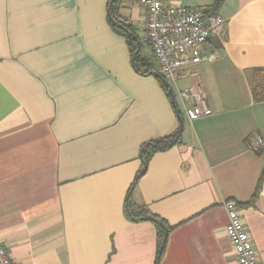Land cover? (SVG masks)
Here are the masks:
<instances>
[{"label":"crops","instance_id":"crops-1","mask_svg":"<svg viewBox=\"0 0 264 264\" xmlns=\"http://www.w3.org/2000/svg\"><path fill=\"white\" fill-rule=\"evenodd\" d=\"M162 1L224 19L202 48L215 59L173 99L112 29L110 16L148 56L138 0H0V245L13 264H156V225L125 216L128 195L171 228L159 264L233 263L226 202L264 264V179L243 205L264 169V148L247 147L264 140V0ZM194 85L211 114L190 121L176 91ZM177 132L142 164V146Z\"/></svg>","mask_w":264,"mask_h":264},{"label":"built area","instance_id":"built-area-1","mask_svg":"<svg viewBox=\"0 0 264 264\" xmlns=\"http://www.w3.org/2000/svg\"><path fill=\"white\" fill-rule=\"evenodd\" d=\"M138 3L144 10L143 43L155 64L156 73L170 89L171 85L176 87L183 76L194 75L195 68L203 60L215 59L213 54H203L202 48L210 39L218 37L224 24L222 17L209 15L202 8L165 5L162 0H138ZM258 87L264 93L263 82L258 83ZM176 97L190 121L211 114L200 85L177 89ZM247 147L259 151L264 148V140L252 139ZM224 207L228 215L224 231L235 257L231 264H259L252 237L242 224L235 204L226 202ZM0 264H13L2 245Z\"/></svg>","mask_w":264,"mask_h":264},{"label":"trees","instance_id":"trees-1","mask_svg":"<svg viewBox=\"0 0 264 264\" xmlns=\"http://www.w3.org/2000/svg\"><path fill=\"white\" fill-rule=\"evenodd\" d=\"M222 0H216L215 5H219ZM119 0H110V7L117 5ZM110 22L112 29L125 37L126 42L128 44V48L131 54L132 58V66L136 72L142 75H148L152 73H156L155 71V64L152 61V59L144 54L143 51V44L140 42L139 38L135 34L134 30L131 29L129 26H125L121 21H119L117 18H114L110 16ZM259 74H263L264 71H259ZM156 76L160 79L162 86L170 94L172 97V91L169 87V85L165 82V80L156 73ZM263 86H264V80ZM257 89V88H256ZM262 89V88H261ZM255 92V89H254ZM263 90L258 91V96H256V100L263 101L264 100V93H262ZM173 99V97H172ZM180 139V132H177L171 136L164 137L161 139H158L156 141L149 142L142 146L140 150V159L142 161V164L145 166L151 156L157 152L166 151L173 146L177 145L179 143ZM144 171L140 172V174L135 178L134 182L132 183V186L130 187L129 192L132 190V188L136 185L137 180L140 178V176L143 174ZM264 179V169L261 173V176L259 177L255 190L250 198V200L247 203H244V206L252 205L254 201L256 200L258 193L261 188L262 181ZM128 192V193H129ZM124 214L125 216L132 220H149L152 221L156 225L157 229V236H158V252H157V258H156V264H159L160 259L164 253L165 245H166V233L171 229L168 227L161 219L158 217L150 214L148 211L143 209L142 207L136 206L130 199L129 195L125 201L124 204Z\"/></svg>","mask_w":264,"mask_h":264},{"label":"water","instance_id":"water-1","mask_svg":"<svg viewBox=\"0 0 264 264\" xmlns=\"http://www.w3.org/2000/svg\"><path fill=\"white\" fill-rule=\"evenodd\" d=\"M153 75H156V73H152Z\"/></svg>","mask_w":264,"mask_h":264},{"label":"rangeland","instance_id":"rangeland-1","mask_svg":"<svg viewBox=\"0 0 264 264\" xmlns=\"http://www.w3.org/2000/svg\"><path fill=\"white\" fill-rule=\"evenodd\" d=\"M179 81H177V83H178ZM180 89V88H179ZM181 89H183V88H181Z\"/></svg>","mask_w":264,"mask_h":264}]
</instances>
